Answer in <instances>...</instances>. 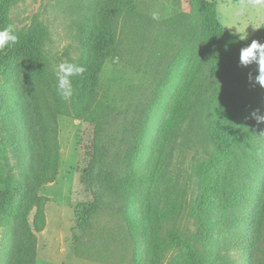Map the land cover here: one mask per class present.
<instances>
[{
    "label": "rangeland",
    "instance_id": "rangeland-1",
    "mask_svg": "<svg viewBox=\"0 0 264 264\" xmlns=\"http://www.w3.org/2000/svg\"><path fill=\"white\" fill-rule=\"evenodd\" d=\"M196 1L133 0L137 15L125 9L111 27L116 50L102 63L97 101L86 95L81 103L85 80L72 78L73 95L63 99L56 91L55 72L61 62L84 66L94 58L84 44L98 28L104 0H15L10 6L7 19L18 33L43 41L37 61L29 54L0 64V169L6 179L0 186V217L25 163V113L50 125L59 142L57 179L37 190L45 230L35 231L37 207L22 220L37 239L36 264H135L132 215L138 218L154 207L176 209L184 194L187 202L192 199L195 174L207 156L188 149L186 119L180 118L176 127L174 102L179 83L188 77L187 61L207 57L204 49L197 55L194 45L203 14L191 18L195 27L184 23L180 32L176 28V36L167 31L165 45L159 44L162 51L138 43L130 32L137 16L172 21L190 15ZM209 1L216 3L225 30L232 35L246 31V43L264 27V5L256 0ZM134 61L139 62L134 66ZM147 61L153 63L149 70ZM230 99L231 106L239 104L236 97ZM176 222L197 230L183 213L178 221L174 216L161 223L162 236ZM8 225L0 220V264L9 236L21 234L19 227ZM174 254H166L164 261Z\"/></svg>",
    "mask_w": 264,
    "mask_h": 264
},
{
    "label": "trees",
    "instance_id": "trees-1",
    "mask_svg": "<svg viewBox=\"0 0 264 264\" xmlns=\"http://www.w3.org/2000/svg\"><path fill=\"white\" fill-rule=\"evenodd\" d=\"M14 1L0 0V28L11 23L7 14ZM192 6L190 15L163 23L137 16L136 28L130 32L138 43L148 42L152 50L162 51L159 44L165 45L167 31L176 36L174 31L176 28V32L179 31L184 23L195 27L191 18L199 12L203 20L195 33L194 45L197 55L202 54V49L207 52L205 61H187L191 64L188 77L179 83L174 102L176 127L180 118L186 119L184 131L188 149L207 158L197 169V181L189 202L184 194L176 201V209L163 211L154 207L138 218L132 215L134 263L264 264V131L261 129L264 123L251 122V113L256 109L264 115V89L248 80L249 73L253 78L258 75L256 64L246 68L239 66L240 48L254 39L264 43V27L247 43H231L239 39L222 26L216 3L198 0ZM125 9L137 15L133 0H104L98 28L88 34L84 44L94 58L85 61L86 72L80 77L85 80V94L79 97V103L86 95L97 101L95 91L102 63L116 50V33L111 27ZM19 35L17 44L0 50V64L29 54L34 61L39 59L43 38L41 41L37 37ZM137 62L132 64L135 66ZM146 65L149 70L153 63L147 61ZM230 97H236L239 104L231 106ZM97 105L103 108L100 101ZM24 120L21 151L26 164L20 167L19 176L16 175L10 185L6 212L0 217L5 224L19 227L21 234L9 236L1 264L37 263V239L22 220L37 207L35 231L45 230L46 219L37 190L54 183L59 170V142L55 130L36 116L32 118L25 113ZM3 177L0 169V186L5 184ZM183 213L194 221L197 230L191 232L176 222V226L167 228L162 236L161 223L169 222L174 216L178 221ZM170 252L175 254L164 261Z\"/></svg>",
    "mask_w": 264,
    "mask_h": 264
},
{
    "label": "clouds",
    "instance_id": "clouds-1",
    "mask_svg": "<svg viewBox=\"0 0 264 264\" xmlns=\"http://www.w3.org/2000/svg\"><path fill=\"white\" fill-rule=\"evenodd\" d=\"M259 5H264V0H256ZM243 14L242 11L238 15ZM153 19H156L155 14ZM243 33V34H241ZM239 36L238 41H232L231 43L244 42L248 39L245 30L237 31L233 35ZM20 35L14 24H7L0 28V50L11 47L19 42ZM257 65V72L254 78L251 73L248 74V80L250 84L259 85L261 89H264V43L258 40H252V42L246 46L241 47L239 50V66L248 67L252 64ZM86 72V68L78 63H72L68 61L61 62L56 69V91L63 99H69L73 95L72 78L81 77ZM251 118L257 123H264V115L260 114V109H256L251 113Z\"/></svg>",
    "mask_w": 264,
    "mask_h": 264
}]
</instances>
